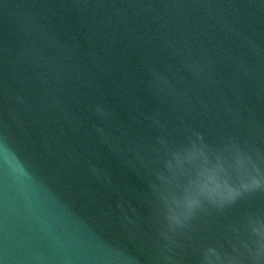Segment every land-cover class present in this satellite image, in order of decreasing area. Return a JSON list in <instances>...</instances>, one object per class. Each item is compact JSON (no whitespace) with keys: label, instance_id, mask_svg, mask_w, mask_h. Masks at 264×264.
<instances>
[{"label":"water","instance_id":"water-1","mask_svg":"<svg viewBox=\"0 0 264 264\" xmlns=\"http://www.w3.org/2000/svg\"><path fill=\"white\" fill-rule=\"evenodd\" d=\"M195 134L264 155V0H0V264L223 253L264 192L160 236L152 171Z\"/></svg>","mask_w":264,"mask_h":264},{"label":"clouds","instance_id":"clouds-1","mask_svg":"<svg viewBox=\"0 0 264 264\" xmlns=\"http://www.w3.org/2000/svg\"><path fill=\"white\" fill-rule=\"evenodd\" d=\"M261 164L264 155L259 152L250 153L235 142L210 146L199 134L186 145H165L164 156L152 171L154 179L149 181L157 211L163 207L167 222L160 236L173 243L170 233L186 227L198 212L231 208L253 193L264 192ZM262 216L249 215L233 226L223 237L227 250L206 248L201 264H264Z\"/></svg>","mask_w":264,"mask_h":264}]
</instances>
